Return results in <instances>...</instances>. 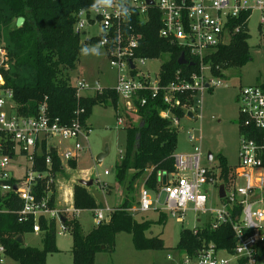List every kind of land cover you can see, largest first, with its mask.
I'll list each match as a JSON object with an SVG mask.
<instances>
[{"label": "built area", "instance_id": "1", "mask_svg": "<svg viewBox=\"0 0 264 264\" xmlns=\"http://www.w3.org/2000/svg\"><path fill=\"white\" fill-rule=\"evenodd\" d=\"M150 6L160 11L158 34L184 48L188 57L181 52L186 58L181 64L193 66L191 69L178 67L173 78L166 82L160 77V68L151 71L146 66L152 57L139 53L141 33L130 21L133 13L138 19H147ZM255 10L260 12L259 22L264 33V0H153L152 3L113 0L110 4L96 0L88 10L78 11L74 28L80 33L96 28L89 35L99 37L97 43L104 48L108 62L116 70L111 87L122 100L115 108L118 124L125 126L139 118V106L145 105L148 99L160 98L166 105L160 108V116L176 126L179 117L174 109L177 106L184 109V115L188 110L195 114L196 110L190 104L196 102L198 93L222 84V79L210 70L209 55L234 32L245 24L247 26L250 14ZM6 58V48L0 45V66H7ZM3 83L0 71V197L13 192L20 198V206L16 210L0 207V211L16 212L20 221L31 219L33 232L41 231L39 217L52 218L55 229L68 231L69 227L60 217L77 216L80 208L72 204L57 205L52 201L51 154L56 153L60 168L69 159L76 160L88 142L90 128L78 119L70 124L53 120L44 103L36 114L17 113L12 90ZM75 86L77 93L102 87L99 82L90 87L84 79H79ZM236 100L240 132L238 162L228 180L223 182L216 177L219 168L211 164L212 158H207V154L208 163L201 162L202 151L195 146L189 153L175 152L174 169L158 170L154 186L148 187L147 175H143L136 204L126 208L132 214L155 209L183 219L188 204L192 203L194 220L199 225L208 223L212 229L221 224L231 227L234 244L230 249L206 241L193 253H182L178 264H264V82L240 85ZM43 153L45 167L39 169L36 167L40 161L37 156ZM220 183L224 184L223 196H219ZM212 188L217 204L208 203ZM113 209L112 206L92 208L94 222H101L106 217L105 211ZM197 227L193 226V231H197ZM5 258V247L0 242V264H4Z\"/></svg>", "mask_w": 264, "mask_h": 264}, {"label": "trees", "instance_id": "2", "mask_svg": "<svg viewBox=\"0 0 264 264\" xmlns=\"http://www.w3.org/2000/svg\"><path fill=\"white\" fill-rule=\"evenodd\" d=\"M96 0H0V15L7 22L11 18L23 16L20 26L8 31L6 63L0 66L4 79L3 85L12 90V97L17 113L36 114L38 107L45 104L47 113L59 123L70 124L78 119L89 127L88 118L95 104L111 103L117 106L118 95L111 86L92 89L89 92L76 91L71 81V72L76 69L79 55L87 43H97V35L84 39L75 30L74 24L80 9H89ZM160 11L155 6L149 7V17L138 19L136 13L130 18L132 25L141 33L139 53L148 57H163L160 63L162 81L173 78L178 67L187 69L193 66L177 62L181 52L186 50L170 40L160 36ZM0 29V38H1ZM248 31L246 24L234 32L228 41L221 43L210 53L211 72L222 76V68L239 67L249 60L247 44ZM166 105L158 99H148L145 105L139 106L140 117L125 125V144L123 154L115 169V181L122 184V203L99 223H95L84 232L76 216H67L64 223L71 233V264H96L94 257L98 251H113L116 233L126 231L131 234L133 246L138 249L162 248L163 239L158 234L149 233L154 222H163L165 212L160 211L153 219H137L126 208L134 199L128 197L134 190L136 179L144 172L146 184L154 186L158 170L174 169V153L177 144V128L170 120L160 116V108ZM176 114L180 118L184 109L177 106ZM125 116V115H124ZM131 119L130 116H127ZM42 155L37 156L36 167L43 169ZM53 157L52 172L61 170V163L56 153ZM216 166L219 168V179L228 180L233 168L223 154H218ZM68 164L75 166L76 160L69 159ZM54 174V173H53ZM74 204L78 208H94L98 202L95 196L82 184H73ZM53 201V200H52ZM20 198L13 192L0 197V207L16 210ZM42 246L24 244L17 236L32 231V220H18L16 212L0 211V242L5 247L6 256L19 264H47L49 252L58 251L56 245L55 221L52 218L39 217ZM206 241H214L217 246L230 249L234 244V235L228 224H221L212 229L208 223L198 225L197 231L182 228L176 248L182 253H193Z\"/></svg>", "mask_w": 264, "mask_h": 264}, {"label": "rangeland", "instance_id": "3", "mask_svg": "<svg viewBox=\"0 0 264 264\" xmlns=\"http://www.w3.org/2000/svg\"><path fill=\"white\" fill-rule=\"evenodd\" d=\"M101 3H112L113 0H99ZM260 12L255 10L250 14L247 23V44L250 59L243 65L222 68V84L207 88L196 96V102L192 101L196 118L187 114L179 118L177 128V144L175 152L189 153L199 146L202 151L201 162L208 163L206 154L211 151L213 156L211 164L218 163V154H223L228 164L233 168L238 162V146L240 132L238 129V103L236 92L240 85L258 84L264 82V33L261 31L259 22ZM5 21L0 15L1 38L0 45L8 43V31L14 25V18ZM96 28L84 30L81 38L87 37ZM163 57L147 60L146 66L151 71H157ZM116 70L108 62L104 48L99 43H87L83 46L79 55L76 69L71 72L73 84L79 79H84L90 87L99 82L102 86H112L115 82ZM224 82H227L225 85ZM92 89L83 91L89 92ZM122 102V100H119ZM196 104V105H195ZM195 105V106H194ZM192 107V108H193ZM193 109V110H194ZM89 132L86 146L79 152L75 166L65 165L63 170L53 172L54 180L51 186L54 190L52 200L58 204H74L72 189L74 183H80L79 178L92 179L90 185H84L95 196L98 205L116 206V195L122 192V184L115 181V169L123 154L125 144V126L117 123L115 107L108 103L106 105L95 104L88 118ZM56 141V138L54 139ZM107 148V153L100 161L96 156ZM24 161V160H22ZM108 170V173H105ZM146 172L143 173L145 175ZM142 175V176H143ZM141 176V177H142ZM141 177L136 179L134 190L129 192L128 197L134 199L132 205L136 204L138 187ZM216 177H219V175ZM47 185V181H43ZM49 186V185H47ZM121 188V189H120ZM155 196L153 191H149ZM211 196L208 203L217 204L214 188L209 191ZM54 202V203H55ZM119 203V202H118ZM114 205V206H113ZM133 207V206H132ZM183 219L165 212V220L161 223L154 222L149 233L158 234L164 242L162 248L138 249L133 246L131 234L126 231L117 232L113 251H102L95 256L96 264H178L182 252L177 249L176 243L182 228H192L199 225L194 220L192 203L188 204ZM134 212V210L132 209ZM108 213V211H105ZM158 210L148 209L137 211L133 216L137 219L148 218L155 220L159 215ZM202 219L205 215H202ZM81 227L87 232L94 225L93 212L90 208H82L77 214ZM23 243L28 245L42 246L41 232H26L23 234ZM56 243L58 251L49 252L46 256L47 264H71V233L56 229ZM4 264H19L16 260L6 256Z\"/></svg>", "mask_w": 264, "mask_h": 264}, {"label": "water", "instance_id": "4", "mask_svg": "<svg viewBox=\"0 0 264 264\" xmlns=\"http://www.w3.org/2000/svg\"><path fill=\"white\" fill-rule=\"evenodd\" d=\"M148 3H152L153 2V0H146ZM23 21H24V17L23 16H17L16 18H15V26H20L22 23H23ZM227 41H225V43H226ZM186 61V58H185V56H184V53H181L180 55H179V57H178V59H177V62L178 63H184ZM187 115L188 116H190V117H193V118H196V115L194 114V112L193 111H191V110H188L187 111ZM52 152L54 151V149L51 147V149H50ZM107 153V148L103 151V152H100L97 156H96V159L98 160V161H100L101 159H102V157L105 155ZM212 156H213V154H212V152L211 151H208L207 152V158H209V159H211L212 158ZM78 181L80 182V183H82V184H85V185H90L91 183H92V179H89V180H85V179H83V178H79L78 179ZM224 184L223 183H220L219 184V196H223L224 195ZM60 219H61V221H64V217L63 216H61L60 217ZM17 240L18 241H22L23 240V238H22V236L21 235H18L17 236Z\"/></svg>", "mask_w": 264, "mask_h": 264}, {"label": "crops", "instance_id": "5", "mask_svg": "<svg viewBox=\"0 0 264 264\" xmlns=\"http://www.w3.org/2000/svg\"><path fill=\"white\" fill-rule=\"evenodd\" d=\"M15 22V19H14V21H13V23ZM15 24V23H14ZM118 101H119V99H118ZM118 101H117V103H118ZM138 119V117H136L135 118V120H137ZM65 143H68V141H64ZM120 157H121V155H120ZM77 160V159H76ZM68 164V163H67ZM66 165V164H65ZM69 165V164H68ZM70 166V165H69ZM65 167V166H64ZM63 167V168H64ZM63 168H61V170H63ZM60 170V171H61ZM59 172V171H58ZM108 173V172H107ZM88 186V185H87ZM121 189V188H120ZM72 194H73V189H72V193H71V196H72ZM123 199H124V196L122 195V192L119 190V193H118V195H116V202H117V204L116 205H118V204H120V203H122V201H123ZM53 202H55V201H53ZM55 204H57V205H63V204H58V203H56L55 202ZM64 204H66V203H64ZM107 206H109V205H107ZM114 206V205H113ZM82 208H80V210H81ZM80 212V211H79ZM109 214V212L108 213H106V216ZM77 217V216H76ZM78 218V217H77ZM94 224H95V222H94ZM26 233V232H25ZM118 234V233H117ZM117 234H116V236H117ZM22 238H23V236H22ZM115 240H116V238H115ZM56 245H57V243H56ZM57 247H58V245H57ZM58 249H59V247H58ZM99 252H102V251H98V252H96L95 253V256L99 253ZM94 260H95V257H94Z\"/></svg>", "mask_w": 264, "mask_h": 264}]
</instances>
